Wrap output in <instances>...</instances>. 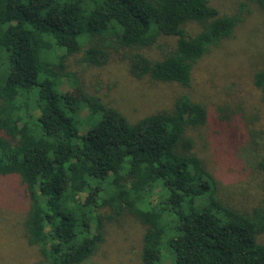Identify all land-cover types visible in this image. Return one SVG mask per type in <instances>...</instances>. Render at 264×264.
Listing matches in <instances>:
<instances>
[{
  "label": "trees",
  "instance_id": "obj_1",
  "mask_svg": "<svg viewBox=\"0 0 264 264\" xmlns=\"http://www.w3.org/2000/svg\"><path fill=\"white\" fill-rule=\"evenodd\" d=\"M247 4L264 14V0L230 13L209 0H0V175L20 177L22 235L42 262L82 264L110 226L132 220L141 264H264V204L228 203L195 150L191 131L205 125L206 103L184 92L130 120L66 63L82 51L100 65L121 48L132 76L189 88L194 65L233 34ZM162 37L172 39L167 47L144 51ZM252 81L264 98V67ZM225 109L219 117L237 114Z\"/></svg>",
  "mask_w": 264,
  "mask_h": 264
},
{
  "label": "rangeland",
  "instance_id": "obj_2",
  "mask_svg": "<svg viewBox=\"0 0 264 264\" xmlns=\"http://www.w3.org/2000/svg\"><path fill=\"white\" fill-rule=\"evenodd\" d=\"M240 1L209 0L226 13L234 11ZM247 6L249 13L233 34L194 65L189 88L132 76L125 57L127 51L121 48L111 49L100 65L82 61V51L66 59L67 69L77 74L87 92L117 105L130 120L170 107L175 97L184 92L206 103L209 117L205 125L191 131L195 150L219 179L221 196L242 211L264 204V98L252 81L253 72L264 67V14L255 5ZM187 30L195 32L198 26L188 24ZM171 41L162 37L157 48L144 51L156 54L159 44L167 47ZM60 89L71 91L66 81ZM220 105L226 107L225 114H237L219 117L216 109ZM242 114L247 121L241 118ZM241 119L250 129L243 126ZM27 206L20 177L0 175V264H46L38 247L26 244L22 235ZM140 239L141 227L132 220L120 227L110 226L103 244L82 264H141ZM258 240L264 242V232ZM168 262V257L160 261Z\"/></svg>",
  "mask_w": 264,
  "mask_h": 264
}]
</instances>
